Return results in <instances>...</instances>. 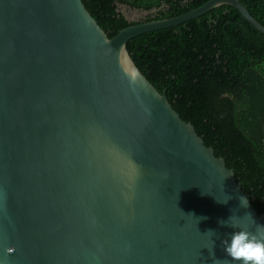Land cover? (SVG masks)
Returning a JSON list of instances; mask_svg holds the SVG:
<instances>
[{
    "label": "water",
    "instance_id": "water-1",
    "mask_svg": "<svg viewBox=\"0 0 264 264\" xmlns=\"http://www.w3.org/2000/svg\"><path fill=\"white\" fill-rule=\"evenodd\" d=\"M221 5L264 35L238 0L145 22L121 11L135 23L112 37L82 0H0V264H212L233 231L220 219L264 224L126 50Z\"/></svg>",
    "mask_w": 264,
    "mask_h": 264
},
{
    "label": "trees",
    "instance_id": "trees-1",
    "mask_svg": "<svg viewBox=\"0 0 264 264\" xmlns=\"http://www.w3.org/2000/svg\"><path fill=\"white\" fill-rule=\"evenodd\" d=\"M208 0H82L108 37L135 22L122 5L146 11L139 22L170 18ZM264 27V0H238ZM126 50L180 118L232 169L264 213V35L221 5L187 22L136 36Z\"/></svg>",
    "mask_w": 264,
    "mask_h": 264
},
{
    "label": "clouds",
    "instance_id": "clouds-1",
    "mask_svg": "<svg viewBox=\"0 0 264 264\" xmlns=\"http://www.w3.org/2000/svg\"><path fill=\"white\" fill-rule=\"evenodd\" d=\"M216 199V198H215ZM232 199L231 194L225 193L223 200H217L218 203L227 204ZM239 206L243 208L248 207V199L246 196H239ZM243 217H247L254 228H249L241 224V216L236 215V210H232V214L227 219H220L218 221L222 226L233 229L227 234V237L221 240L224 256L223 258H216L213 255L212 264H264V224L257 223L251 213L246 212ZM206 233L211 238L212 248L215 241L212 237L216 236L213 229H209ZM212 254V250H211Z\"/></svg>",
    "mask_w": 264,
    "mask_h": 264
},
{
    "label": "rangeland",
    "instance_id": "rangeland-1",
    "mask_svg": "<svg viewBox=\"0 0 264 264\" xmlns=\"http://www.w3.org/2000/svg\"><path fill=\"white\" fill-rule=\"evenodd\" d=\"M120 11H122L126 15V17H128L129 19L136 18V17L139 18L142 15H144L143 13L141 14L139 11L130 9L128 7H125V6H121Z\"/></svg>",
    "mask_w": 264,
    "mask_h": 264
},
{
    "label": "flooded vegetation",
    "instance_id": "flooded-vegetation-1",
    "mask_svg": "<svg viewBox=\"0 0 264 264\" xmlns=\"http://www.w3.org/2000/svg\"><path fill=\"white\" fill-rule=\"evenodd\" d=\"M145 18V15H142L141 17H139L137 20H135V21H137V22H139V21H141V20H143Z\"/></svg>",
    "mask_w": 264,
    "mask_h": 264
}]
</instances>
